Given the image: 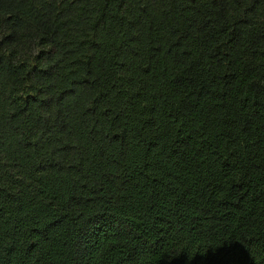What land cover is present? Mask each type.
<instances>
[{"label":"trees","instance_id":"obj_1","mask_svg":"<svg viewBox=\"0 0 264 264\" xmlns=\"http://www.w3.org/2000/svg\"><path fill=\"white\" fill-rule=\"evenodd\" d=\"M0 264H264V0H0Z\"/></svg>","mask_w":264,"mask_h":264}]
</instances>
